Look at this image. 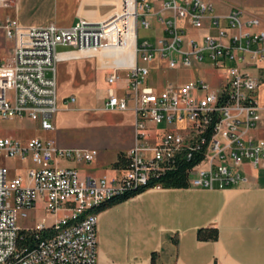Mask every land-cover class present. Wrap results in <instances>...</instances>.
Wrapping results in <instances>:
<instances>
[{"label": "built area", "instance_id": "1", "mask_svg": "<svg viewBox=\"0 0 264 264\" xmlns=\"http://www.w3.org/2000/svg\"><path fill=\"white\" fill-rule=\"evenodd\" d=\"M156 1L158 10L150 0H122L106 20L80 19L67 28L21 27L10 16L0 19V32L12 43L0 62V119L27 117L40 130L52 131L59 111L56 65L69 58L62 55L110 51L119 63L131 47L133 63L104 67L109 74L102 109L130 111L134 128L127 167L101 177L60 166L90 164L95 150L0 137V264H98V207L146 186L179 159H198L186 171L188 188L210 191L245 184L246 164L264 168L262 83L250 73L264 63L260 21L234 9L218 15L205 0ZM9 8L13 0H0V10ZM139 28L153 32L154 41L139 42ZM178 70H190L193 79L164 77ZM205 71L219 73L214 85L199 75ZM122 79L124 85L113 88ZM8 160L15 169L25 168V178ZM39 201L54 217L49 226L31 217ZM21 231L41 239L23 251Z\"/></svg>", "mask_w": 264, "mask_h": 264}, {"label": "crops", "instance_id": "2", "mask_svg": "<svg viewBox=\"0 0 264 264\" xmlns=\"http://www.w3.org/2000/svg\"><path fill=\"white\" fill-rule=\"evenodd\" d=\"M150 1L154 9L158 10L157 1ZM121 2L122 0H13V8L0 10V19L5 15L10 16L21 27H44L53 24L67 28L80 19L90 23L102 22L121 7ZM11 48L12 46L3 53L0 62L8 56ZM125 49L128 58L121 61L122 65L133 63L131 47L129 50ZM67 56L69 58L58 63L84 58L74 52ZM103 71L106 82L109 71ZM71 98L74 97L59 98L58 105L66 107ZM71 103H76V99ZM67 110H70L68 106ZM262 117L261 130L264 129V114ZM52 124V131L41 130L45 139L37 138L52 140L61 148H72L66 146V138L56 130L54 117ZM128 132L130 141L121 149L125 153L134 145L133 115ZM98 155L97 153L96 158ZM116 158V152L108 154L106 160L97 161L91 171L78 170V167L85 169L89 164L74 163L75 165L66 166L61 163L60 166L73 167L82 176H111L120 170L112 168ZM241 174L246 177L247 182L238 187L211 191L153 188L132 198H140L143 209L137 208L134 216L130 215L132 217L129 223L133 230L131 255L126 254L123 257L115 254L117 258L111 260L103 250L97 249L98 264H264V168H254L246 164ZM146 194L150 197L143 200L142 197ZM115 206L102 212L105 213ZM199 229H215L217 239L199 241L196 238Z\"/></svg>", "mask_w": 264, "mask_h": 264}, {"label": "rangeland", "instance_id": "3", "mask_svg": "<svg viewBox=\"0 0 264 264\" xmlns=\"http://www.w3.org/2000/svg\"><path fill=\"white\" fill-rule=\"evenodd\" d=\"M214 6V11L218 15H226L231 10H240L245 16L255 17L260 21L261 28L264 30V0H205ZM1 14V11H0ZM197 33L189 34V37H197ZM154 41L153 32L138 29V41ZM11 42L4 38L0 32V57L10 48ZM128 50L130 47H126ZM69 48H60L59 51H68ZM6 51V52H5ZM113 52L99 51L90 52L84 58L76 59L72 62H61L57 64V89L58 97L65 99L74 97L76 103H68L67 106H59L60 111L54 116L56 130L66 138L67 147L95 150L99 155L89 166L78 167V170L85 171L95 168L96 162L106 160L108 154L116 155L123 153V149L129 143V126L132 125V114L130 111L110 112L103 111L102 101L106 96L108 88L105 82V66L122 65L111 57ZM68 54H65L67 57ZM78 56H82L76 53ZM95 55V56H91ZM64 57V56H63ZM73 57V56H71ZM73 60V59H68ZM104 64L102 67L101 65ZM129 65V64H127ZM262 83L264 78V63L260 69L250 70ZM199 75L210 85H214L219 73L215 71L200 72ZM176 76L178 82L183 83L193 79L190 70L167 71L165 78L172 79ZM125 80H120L113 85V88H120ZM58 98V100H59ZM258 100L264 106V83L258 88ZM70 106H73L72 108ZM164 124L157 126L163 129ZM56 134V133H55ZM0 137L27 141L32 138H43L45 135L36 123L27 117L12 118L8 120L0 119ZM62 163V164H61ZM16 174L25 178V168L15 169L16 164L11 160L6 162ZM61 165L73 164L71 162H60ZM150 196L144 195L143 200ZM142 200L132 198L116 205L111 210L101 213L97 218V249L103 250L107 257L115 260L118 255H131L133 230L130 228L129 219L134 216L137 208L143 207ZM141 207V208H142ZM143 209V208H142ZM132 214V216H130ZM62 215V214H60ZM58 215V217L60 216ZM98 215V214H97ZM36 223L44 221L47 226L51 225L54 217L43 211V205L39 201L36 211L31 214ZM143 222V221H142ZM135 223H133L134 225ZM139 225V224H138ZM136 225V226H138ZM116 254V255H115Z\"/></svg>", "mask_w": 264, "mask_h": 264}, {"label": "trees", "instance_id": "4", "mask_svg": "<svg viewBox=\"0 0 264 264\" xmlns=\"http://www.w3.org/2000/svg\"><path fill=\"white\" fill-rule=\"evenodd\" d=\"M264 83V78L262 80ZM198 159L191 158V160H181L179 159L174 164V168L167 170L164 174L154 175L150 178L148 184L137 190H130L122 193L121 195L107 201L102 204L96 210L97 214L102 212L105 209L111 208L115 205L126 202L127 200L134 198L143 192L152 189L156 186L161 187L162 189H187L188 188V177L186 171L190 168ZM127 156L126 154L120 153L118 154L116 161L112 164V168L114 169H124L127 167ZM19 238V248L23 251H27L34 246H36L37 242L41 239L40 236H36L33 233L21 231ZM217 231L215 229H199L196 233V238L199 241H209L217 239Z\"/></svg>", "mask_w": 264, "mask_h": 264}, {"label": "bare ground", "instance_id": "5", "mask_svg": "<svg viewBox=\"0 0 264 264\" xmlns=\"http://www.w3.org/2000/svg\"><path fill=\"white\" fill-rule=\"evenodd\" d=\"M80 55H82V56H85L86 54H88V53H79Z\"/></svg>", "mask_w": 264, "mask_h": 264}]
</instances>
